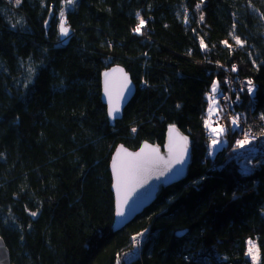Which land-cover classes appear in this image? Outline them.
Instances as JSON below:
<instances>
[{"label": "trees", "instance_id": "16d2710c", "mask_svg": "<svg viewBox=\"0 0 264 264\" xmlns=\"http://www.w3.org/2000/svg\"><path fill=\"white\" fill-rule=\"evenodd\" d=\"M14 1L0 0V236L11 263L249 264L252 240L264 264V0H75L64 42L67 0ZM112 65L137 87L114 126L100 98ZM227 75L245 85L233 115L259 141L238 147L232 131L210 156L206 94L214 82L225 91ZM170 125L189 138L186 177L112 232L114 147L162 144Z\"/></svg>", "mask_w": 264, "mask_h": 264}, {"label": "snow or ice", "instance_id": "6c2138e0", "mask_svg": "<svg viewBox=\"0 0 264 264\" xmlns=\"http://www.w3.org/2000/svg\"><path fill=\"white\" fill-rule=\"evenodd\" d=\"M20 0H17L19 3ZM68 4H72L73 0H67ZM60 34L64 37L69 35V29L65 26L63 20V12L60 13ZM138 24L132 29L135 34H142V29L146 25V21L139 17L137 13ZM203 19V17H201ZM236 43L239 45L242 42L237 39ZM206 46L201 40V48L204 49ZM233 71L236 69L233 68ZM120 73L117 77L116 74ZM104 91L108 99V115L113 119L117 118L120 107L119 102L125 98V93L130 91L129 84L130 81L126 73H123L122 69L114 68L110 72L104 73ZM212 93H217V84L212 85ZM247 91L249 93L253 92L252 81H247ZM214 99V97H210ZM213 108H209V114L211 115ZM239 117L232 119L231 123L233 125L237 124ZM264 119V116L261 117ZM205 126L209 127L208 120H205ZM135 132V129L132 130ZM226 129L221 127H212L211 132L216 136L220 133L225 132ZM250 141L247 134H245V139L238 140L237 146L244 147ZM212 145L216 146L218 144L217 139H212ZM167 148V155L161 154L159 148L145 144L139 152L131 153L124 149H118L116 156L113 158L112 168L115 176L114 187L117 192V207L116 215L118 217H123L125 215L124 207L128 205L129 201L132 200L133 196L137 193L138 189L143 188L150 179H159L168 173H172L173 169L177 165H183L185 163V157L188 154V138L186 136L179 135L176 132L175 127L169 129V139ZM37 213L32 212L31 215L35 216ZM248 255L252 256L253 262L256 261L257 257L253 254L254 245L251 241H248Z\"/></svg>", "mask_w": 264, "mask_h": 264}, {"label": "water", "instance_id": "95a60500", "mask_svg": "<svg viewBox=\"0 0 264 264\" xmlns=\"http://www.w3.org/2000/svg\"><path fill=\"white\" fill-rule=\"evenodd\" d=\"M114 68L122 69L123 73L127 74L128 79L130 81V84H129L130 91L126 92L125 98L119 102L120 112L117 118L115 119H113L112 117L108 115V99L104 91V80H105L104 73L110 72ZM119 75L120 73L116 74L117 77ZM100 80H101V84H100L101 102L105 106L106 117L109 122V125L114 126L115 122L122 118L123 111L125 107L127 106V104L129 103V101L133 98L137 87L133 83V81L130 79L129 74L120 65H112L109 68L102 71ZM173 126L175 127L176 132H178L179 135L186 136L188 138V135L184 133L179 127H177L176 125H170L166 128L164 132V139H163L162 144L142 141L136 149H130L124 143H118L114 147L110 155V159L108 163V172L110 176V187L109 188H110L112 199H113V215H112V222H111L112 232L121 230L126 225H128L131 221H133L136 216H138L146 207H148L158 197V195L161 193L163 188H166L167 186L173 183L179 182L186 177L188 173V168L192 160L191 147L189 145V138H188V154L185 157V163L183 165H177L173 169L172 173H168L165 176L160 177L159 179H155V178L150 179L143 188L138 189L137 193L133 196L132 200L129 201L128 205H125L124 207L125 215L123 217H118L116 215L117 192L114 187V184L116 181H115V176L113 173L112 163H113V158L117 154V150L124 149L127 152L135 153V152H139L140 149L143 148L145 144H148L150 146L159 148L161 154L167 155L166 146L168 144V139H169V129ZM184 232L185 230L179 231L177 232V234L180 235V234H183ZM0 264H12L10 260L9 250L6 247L1 236H0Z\"/></svg>", "mask_w": 264, "mask_h": 264}, {"label": "rangeland", "instance_id": "374dc122", "mask_svg": "<svg viewBox=\"0 0 264 264\" xmlns=\"http://www.w3.org/2000/svg\"><path fill=\"white\" fill-rule=\"evenodd\" d=\"M16 1L13 0V3L15 4ZM75 3V0H73L72 4H68V2H65L64 5H63V14L64 12L67 10V9H70L73 7ZM63 20L65 22V26L68 27L67 23H66V17H65V14L63 15ZM60 22H61V16H60V19H59V24H58V29H59V37L61 39V41H65L66 38L68 37H64L60 34ZM69 29V27H68ZM69 33H70V29H69ZM216 83V82H214ZM213 83V84H214ZM212 84V85H213ZM212 85L209 89V92L206 94V97H207V100H208V106H207V110H206V116L204 118V125H205V120H208V123H209V127H206L205 126V130H206V135H207V143H208V149H207V153L209 152L210 156H213L219 149L222 148V146L226 145L227 141L229 140V138L226 136L230 134L231 130H233L234 132H236L237 130V140H242V139H245V135L241 136L240 135L244 132H246L247 136H248V129L246 128L245 129V125L243 123V121L240 120V118L238 119L237 121V124L236 125H233L231 123L232 119L235 118V117H239L238 115L237 116H234L232 114L230 115H227L224 113L223 111V106L222 104L218 101V93L219 91H217V93H212ZM210 97H214V99H210ZM212 107L213 108V112L212 114L210 115L209 114V108ZM212 127H221V128H224L226 129L225 132H222L220 133L219 136H216L215 134H213L211 132V128ZM212 139H217L218 140V144L216 146H213L212 145ZM249 140H252V138H248ZM237 142H235L234 145H236ZM241 165L243 167L244 170H248L250 167H251V162L249 161H242L241 162ZM144 234H145V231L144 232H141L139 233V235L137 236L136 235V238H137V242H141L142 238H144ZM248 241H251L252 242V245H254V248H253V254L256 255L257 259L255 262H253L252 260V256L251 255H248V248H249V243ZM246 252H245V256L249 262V264H259L260 262V255H259V250H258V247H257V244L252 241V240H247L246 241ZM134 251L130 254H135L137 250L136 248H133Z\"/></svg>", "mask_w": 264, "mask_h": 264}, {"label": "built area", "instance_id": "2783aa9c", "mask_svg": "<svg viewBox=\"0 0 264 264\" xmlns=\"http://www.w3.org/2000/svg\"><path fill=\"white\" fill-rule=\"evenodd\" d=\"M225 91L221 92L219 95H218V101L222 104L223 106V111L225 114L227 115H230L232 114L233 115V112H234V106L235 105H239V103L241 102V98L240 96L238 95L242 93V91H244L245 89V85L243 84V82H241L239 79L237 78H231V76L227 75L225 77ZM248 98H249V103H248V107L251 109L252 107V94L248 92ZM237 116V115H236ZM239 118L241 121H243L244 125H245V129L247 128L248 129V138H252V140H249V141H254V142H258L259 141V138L257 135L253 134L251 131H250V128L249 126L247 125V122H246V115L241 112L239 113ZM264 128V127H263ZM261 128V129H263ZM233 130H231L229 136L226 135L228 138L231 136V133H232ZM246 132L242 133L240 135L243 136L245 135ZM236 138L237 137V130H236ZM263 151H264V147L262 148Z\"/></svg>", "mask_w": 264, "mask_h": 264}]
</instances>
